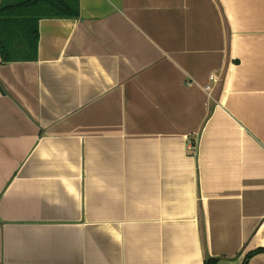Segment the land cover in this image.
Wrapping results in <instances>:
<instances>
[{
  "label": "crops",
  "instance_id": "0c3cea01",
  "mask_svg": "<svg viewBox=\"0 0 264 264\" xmlns=\"http://www.w3.org/2000/svg\"><path fill=\"white\" fill-rule=\"evenodd\" d=\"M78 4L38 21L36 60L0 57V264H243L264 249V0Z\"/></svg>",
  "mask_w": 264,
  "mask_h": 264
},
{
  "label": "trees",
  "instance_id": "16d2710c",
  "mask_svg": "<svg viewBox=\"0 0 264 264\" xmlns=\"http://www.w3.org/2000/svg\"><path fill=\"white\" fill-rule=\"evenodd\" d=\"M78 0H1L0 1V57L2 63L34 61L38 48V21L42 18H77ZM264 249L245 256L248 258ZM204 264H216L210 258Z\"/></svg>",
  "mask_w": 264,
  "mask_h": 264
},
{
  "label": "built area",
  "instance_id": "2783aa9c",
  "mask_svg": "<svg viewBox=\"0 0 264 264\" xmlns=\"http://www.w3.org/2000/svg\"><path fill=\"white\" fill-rule=\"evenodd\" d=\"M210 80H214V75L213 74H210ZM210 88H211L210 85H206L204 89L205 90H210Z\"/></svg>",
  "mask_w": 264,
  "mask_h": 264
}]
</instances>
